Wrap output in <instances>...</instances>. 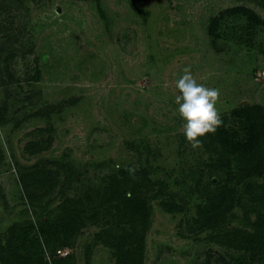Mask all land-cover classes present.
Here are the masks:
<instances>
[{"label":"rangeland","instance_id":"obj_1","mask_svg":"<svg viewBox=\"0 0 264 264\" xmlns=\"http://www.w3.org/2000/svg\"><path fill=\"white\" fill-rule=\"evenodd\" d=\"M186 67L219 89L222 124L198 146L175 99ZM245 109L264 127V0H0V250L15 224L79 208L83 224L69 237L38 239L40 264H117L105 243L135 224L102 218L95 197L112 177L128 183L143 171L180 207L151 201L141 264L246 259L215 232L196 233L199 206L222 188L239 190L221 230L252 231L264 215L263 177H247L231 147L250 136ZM33 168L49 183L25 190L20 171Z\"/></svg>","mask_w":264,"mask_h":264},{"label":"trees","instance_id":"obj_2","mask_svg":"<svg viewBox=\"0 0 264 264\" xmlns=\"http://www.w3.org/2000/svg\"><path fill=\"white\" fill-rule=\"evenodd\" d=\"M237 11L247 15L249 21L256 22L258 20L256 14L250 12L247 8H236ZM251 112V113H250ZM242 110L240 115L248 117L247 121L250 124V136L244 141L231 144L235 150V160L238 162V168L248 177L256 171L257 176H262L263 179L256 183V191L264 201V129L262 122L255 117L252 111ZM223 130L217 133L223 136ZM260 135L262 136L260 138ZM224 140V138H222ZM263 144V145H262ZM250 172V173H249ZM20 181L27 190L33 182L37 185H46L49 183L44 175V170L41 168H33L30 172L20 171ZM121 175L114 176L98 192L95 197L94 210L98 211L100 216L116 215L131 220L132 224L137 226H129L128 230L118 234L116 238L112 234L108 237L110 241L106 242L115 250L117 264H141L142 248L144 241V233L146 231V223L151 209L150 203L152 200L161 199L162 207L169 212L179 210V205L175 201H170L164 198L167 193L166 187L159 185L152 179L146 176L143 171L132 177L131 180L122 182ZM251 182V181H249ZM249 185H252L249 183ZM237 190L224 189L217 191L211 197L207 198L203 206H199L201 226H197L196 233L201 230H208L211 233L210 237L218 240L225 246L233 247L241 250L247 257L241 260L233 258L228 260L226 257L219 255L215 260L208 255L204 264H257L262 261L264 255V215L258 216L251 224L252 231L248 228L232 227L230 230L223 231V225L227 224L232 218L233 203ZM250 188L246 189V193L250 192ZM33 199V196H31ZM218 198V199H216ZM71 198H66L63 203L67 205ZM182 208V206H181ZM180 208V209H181ZM264 211V208H263ZM81 212L78 208L63 210L62 214L54 220H43L38 218L32 221L31 224L20 226L15 224L8 230V237L3 249L0 250L1 264H40L43 259L35 256V249L38 239L41 236L49 235L50 232L60 230L65 237H69L74 233L78 225L83 224ZM100 217V218H101ZM141 227V228H140ZM119 243V244H117ZM41 251V249L39 248ZM38 257V258H36ZM66 262L64 259H54L53 264H62Z\"/></svg>","mask_w":264,"mask_h":264},{"label":"clouds","instance_id":"obj_3","mask_svg":"<svg viewBox=\"0 0 264 264\" xmlns=\"http://www.w3.org/2000/svg\"><path fill=\"white\" fill-rule=\"evenodd\" d=\"M175 87L178 90L175 98L178 112L184 120V136L193 146H198L201 143L198 137L215 132L222 124L216 108L219 89L198 83L190 67H186L177 78Z\"/></svg>","mask_w":264,"mask_h":264}]
</instances>
